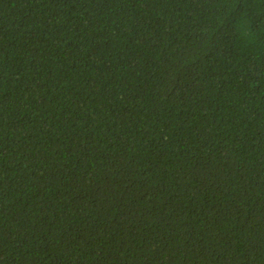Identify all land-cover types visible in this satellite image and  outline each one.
Returning <instances> with one entry per match:
<instances>
[{"label": "trees", "instance_id": "obj_1", "mask_svg": "<svg viewBox=\"0 0 264 264\" xmlns=\"http://www.w3.org/2000/svg\"><path fill=\"white\" fill-rule=\"evenodd\" d=\"M0 264H264V0H0Z\"/></svg>", "mask_w": 264, "mask_h": 264}]
</instances>
